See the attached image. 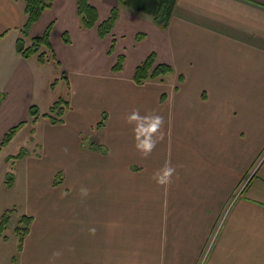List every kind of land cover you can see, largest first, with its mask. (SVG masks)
Returning a JSON list of instances; mask_svg holds the SVG:
<instances>
[{
  "label": "crops",
  "instance_id": "obj_1",
  "mask_svg": "<svg viewBox=\"0 0 264 264\" xmlns=\"http://www.w3.org/2000/svg\"><path fill=\"white\" fill-rule=\"evenodd\" d=\"M96 7L100 20L112 8ZM25 18L22 0H0V142L38 121L29 108L54 69L17 52ZM49 25L72 97L63 121L45 124L42 152L19 159L32 222L10 264H264V0H176L165 29L121 8L104 39L81 26L76 0H53L30 37ZM150 53L172 71L137 85ZM137 109L164 118L147 155L126 119ZM83 125L105 152L82 148ZM166 165L175 172L158 183Z\"/></svg>",
  "mask_w": 264,
  "mask_h": 264
},
{
  "label": "trees",
  "instance_id": "obj_2",
  "mask_svg": "<svg viewBox=\"0 0 264 264\" xmlns=\"http://www.w3.org/2000/svg\"><path fill=\"white\" fill-rule=\"evenodd\" d=\"M24 3V13L26 18L20 29V35L17 38V52L24 58H30L36 56L39 63H45L48 61L59 62L56 58L55 51L50 41L51 25H49L45 31L35 37H30V29L40 19L43 11L52 6L53 0H22ZM118 5L113 6L108 16L101 19L99 18V12L97 7L91 3L90 0H76V12L80 19V24L86 29L96 28L99 38L104 39L109 35H112L114 25L118 19L121 11V7L135 10L141 14L150 16L156 25L160 29H165L172 17L176 0H117ZM144 37L142 33H139L136 38L141 40ZM62 39L68 43V33L64 32ZM29 40V43H27ZM114 48V40L110 47V51ZM124 55L117 56L115 64L112 66L114 72H118L122 69L124 63ZM172 67L165 63H157L154 53H150L143 61H141L135 67L133 74V81L135 84L140 85L145 81L158 79L170 73ZM1 101V98H0ZM70 107V102L64 98L58 99L50 107V111L43 115L48 117L51 123H61L63 121V115L65 111ZM29 117L31 122H34L39 117V108L32 104L29 108ZM105 114H102L101 120L96 124V127L103 125ZM28 122V120L21 121L16 125L10 127L4 134L2 141L0 142V150L6 147L15 137V135L22 129V127ZM95 148H99L98 144H94ZM26 151L20 150L16 154L8 155L7 160L15 161L23 158ZM59 175V174H58ZM58 175L56 176L58 178ZM10 180L8 187L13 185L14 175L9 174ZM58 182L59 180H57ZM10 212H6L2 215L0 220V236L4 231L10 220ZM32 217L29 215H23L19 219V225L16 227V232L19 236L18 250L21 251L25 236L29 232ZM6 238V236H4Z\"/></svg>",
  "mask_w": 264,
  "mask_h": 264
},
{
  "label": "rangeland",
  "instance_id": "obj_3",
  "mask_svg": "<svg viewBox=\"0 0 264 264\" xmlns=\"http://www.w3.org/2000/svg\"><path fill=\"white\" fill-rule=\"evenodd\" d=\"M95 6L102 7V4L105 6H116L118 5L117 0H103L100 3L96 0H91ZM125 8V7H121ZM128 9V8H127ZM132 10V9H131ZM108 8H106V12ZM135 11V10H133ZM108 16V15H107ZM63 28V25H59V29ZM137 42L141 40L137 39ZM140 44V43H138ZM116 62V60H115ZM114 62V64H115ZM54 69L48 71L50 77L49 84H41L38 82V88H41L42 94L40 98L34 97V104L39 108V117L38 121L34 124L23 126V131L19 134L18 137L14 138L12 142L7 146L3 147L0 150V220L2 215L6 212H10V220L4 231L2 237L0 238V264H10V259L18 257V245H19V236L16 232V227L20 224L19 219L25 215L24 211H21L20 205H24L26 198V188L24 183V174L22 169L24 167V161H11L7 160V156L11 154H16L20 150H25L27 155H31L36 150L37 152H42V136L45 132V124L49 121L43 114L50 111V107L60 98L70 101L72 94L70 92V85L67 82L68 74L65 72L62 66H59V62L54 63ZM160 77L154 80H148L149 82H163L166 80ZM2 96H0L1 98ZM98 99V98H97ZM87 118H90L88 121L93 120L91 114L86 115ZM105 120V118H104ZM103 120V122H104ZM94 121L88 122L90 124ZM34 131L37 133L32 137ZM76 131V129H74ZM81 134H84L82 138V148H92L98 152H105L106 149L104 146L99 145L100 147L95 148L93 141L98 140L99 135L94 132V125L92 127L83 125L78 129ZM65 133H71V130L64 131ZM39 145V146H36ZM92 146V147H91ZM102 146V147H101ZM97 149V150H96ZM35 150V151H34ZM13 173L15 177V183L13 186L8 187V182L10 180L9 174ZM61 174L59 173L57 180L60 181ZM6 236V238H4ZM7 262V263H6Z\"/></svg>",
  "mask_w": 264,
  "mask_h": 264
},
{
  "label": "clouds",
  "instance_id": "obj_4",
  "mask_svg": "<svg viewBox=\"0 0 264 264\" xmlns=\"http://www.w3.org/2000/svg\"><path fill=\"white\" fill-rule=\"evenodd\" d=\"M126 119L129 122L136 121V140L137 147L142 150L144 155H147L156 144V139H154L151 134L157 132V130L163 124L164 118L161 115H141L139 110H134ZM175 172V168L166 165L159 173L156 174V180L158 183H169L171 181L172 174ZM83 195H87L88 189L82 187L80 189ZM94 231V229H92ZM54 255H59L55 253Z\"/></svg>",
  "mask_w": 264,
  "mask_h": 264
}]
</instances>
